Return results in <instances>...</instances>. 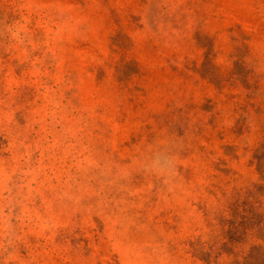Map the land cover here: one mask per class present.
<instances>
[{
    "label": "rangeland",
    "instance_id": "rangeland-1",
    "mask_svg": "<svg viewBox=\"0 0 264 264\" xmlns=\"http://www.w3.org/2000/svg\"><path fill=\"white\" fill-rule=\"evenodd\" d=\"M0 264H264V0H0Z\"/></svg>",
    "mask_w": 264,
    "mask_h": 264
}]
</instances>
